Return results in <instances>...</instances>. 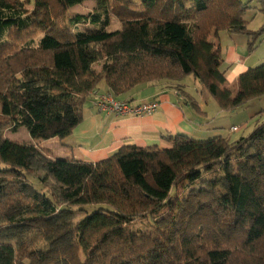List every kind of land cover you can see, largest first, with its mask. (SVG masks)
<instances>
[{"label": "trees", "instance_id": "16d2710c", "mask_svg": "<svg viewBox=\"0 0 264 264\" xmlns=\"http://www.w3.org/2000/svg\"><path fill=\"white\" fill-rule=\"evenodd\" d=\"M85 1L0 0V127L64 140L102 81L117 98L140 84L193 75L226 112L264 97V62L229 86L212 39L220 31L246 35L255 50L264 27L248 28L249 3L94 0V13L69 16ZM112 15L120 29L108 30ZM179 93L207 116L193 95ZM259 115L238 140L167 134L169 146L124 145L98 162L48 160L59 185L51 194L31 181L45 182L32 165L37 147L5 138L0 264H264V109ZM208 173L217 174L210 187L181 201L173 194Z\"/></svg>", "mask_w": 264, "mask_h": 264}, {"label": "crops", "instance_id": "0c3cea01", "mask_svg": "<svg viewBox=\"0 0 264 264\" xmlns=\"http://www.w3.org/2000/svg\"><path fill=\"white\" fill-rule=\"evenodd\" d=\"M237 35L242 34L220 31L217 38H212L221 45L224 57L223 68L229 86H233L241 73L262 62L253 52L248 53L247 41L236 37ZM180 88L185 90L183 80H161L140 84L117 98L135 104L157 100L160 102L159 109L151 115H117L100 111L95 106L94 102L98 96L113 94L106 82L102 81L85 104L83 121L75 128L72 135L65 139L63 151L69 152L66 156L98 162L115 154L124 145L169 146L164 138L167 134L183 133L192 137L219 134L233 139L234 132L230 130H211L214 126L208 111V103L193 95L201 110L207 113L204 117L189 106L180 95Z\"/></svg>", "mask_w": 264, "mask_h": 264}, {"label": "rangeland", "instance_id": "374dc122", "mask_svg": "<svg viewBox=\"0 0 264 264\" xmlns=\"http://www.w3.org/2000/svg\"><path fill=\"white\" fill-rule=\"evenodd\" d=\"M243 3H249L250 8L246 11L244 17L248 21V28L253 31H260L262 27H264V6L262 2L259 0H242ZM97 11V2L94 0H88L83 2L80 5H76L71 8L69 11V16L74 17L77 14H92ZM78 27H83L80 24ZM121 28V23L119 19L112 15L111 16V24L108 27V30H116ZM236 37H241L245 39L247 43L250 40V37L246 35H237ZM254 55L260 57L262 60L261 63L264 62V39L257 45L255 50L252 51ZM250 53V51H248ZM260 63V64H261ZM183 84L185 87V91L200 98L203 102L208 103V111L212 116V126L215 129L211 130H230L232 126H238V131L234 132L232 135V140H238L241 137L248 136L252 130L254 129L258 119L260 118L259 112L264 109V97L257 98L249 101L246 105L239 107L238 109L226 112L220 109L214 97L210 96L207 91L202 90V86L194 78L193 75L186 76L183 78ZM202 92V93H201ZM217 109V110H216ZM219 135V134H218ZM218 135H210L201 137L199 135H193L196 138H208L212 136ZM10 138L13 140H18L20 142H24L27 144H33L37 147V157L32 160L33 167L38 171L41 177L45 178V182L42 183L38 178H31L33 185L45 192L46 194L59 193V185L54 180V178L47 172L46 164L48 160L55 159L58 157H65L67 151H63L64 144L66 140H62L58 137L51 138L48 140L45 139H33L28 130L26 128H21L17 132H13L11 128H7L4 126L0 127V143L5 139ZM237 162L234 164V169H238ZM216 173H208L204 175V177L195 182L188 183L184 182L179 187L173 190V194L175 197L181 201L184 200L188 194L194 188H198L200 186L210 187L211 181L216 178ZM32 193V190H29ZM163 217H168V208L164 209ZM4 223L3 221L0 222ZM145 223L148 221H138L136 222L137 227L146 226ZM64 238L59 239V241L64 240ZM50 243L48 241L43 242L42 247H48Z\"/></svg>", "mask_w": 264, "mask_h": 264}, {"label": "built area", "instance_id": "2783aa9c", "mask_svg": "<svg viewBox=\"0 0 264 264\" xmlns=\"http://www.w3.org/2000/svg\"><path fill=\"white\" fill-rule=\"evenodd\" d=\"M94 103L100 111H106L108 113H114L117 115H151L155 113L160 107V102L157 100L135 104L131 101L120 100L113 94L100 95L97 97ZM238 129V126H233L231 127L230 131L236 132Z\"/></svg>", "mask_w": 264, "mask_h": 264}]
</instances>
